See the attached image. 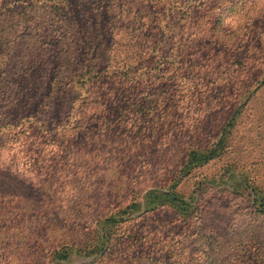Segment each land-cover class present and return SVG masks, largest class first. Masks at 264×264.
<instances>
[{"label": "trees", "instance_id": "1", "mask_svg": "<svg viewBox=\"0 0 264 264\" xmlns=\"http://www.w3.org/2000/svg\"><path fill=\"white\" fill-rule=\"evenodd\" d=\"M263 112L264 0H0V221L87 230H28L23 264H264ZM109 139L177 152L103 192ZM168 213L169 241L144 228Z\"/></svg>", "mask_w": 264, "mask_h": 264}, {"label": "rangeland", "instance_id": "2", "mask_svg": "<svg viewBox=\"0 0 264 264\" xmlns=\"http://www.w3.org/2000/svg\"><path fill=\"white\" fill-rule=\"evenodd\" d=\"M117 30V28H116ZM119 32V31H117ZM121 39V35H117V40L119 41ZM120 44V43H119ZM260 111V110H259ZM255 112V111H252ZM256 113V112H255ZM264 117V112L261 114ZM264 122V118L262 120ZM247 121L244 120V124H246ZM264 130V126L262 127ZM94 143V142H93ZM91 143V144H93ZM116 141H110L108 145H99L98 143L91 145L89 149L99 150L101 153V165L98 169L97 175L100 176V180H106V184L102 186L101 191L107 192L109 188H112L117 185V190L121 188L120 182V174H121V167L126 166L131 169L133 167L134 163L139 162V166L144 165V167L140 170L139 174L135 172V168L132 170V177L134 180H137L139 187L142 189L146 188L152 183L151 177L153 176V170H152V163L157 160V155L162 157L159 161H169L170 158L175 157L177 149H169L167 148L165 151H163L162 148H155V144L151 146H145L143 148L136 147L133 148V153L130 158V162L127 161H121L119 159V155L121 154L120 148L117 147V156L115 157V154L112 152L113 146H118L115 144ZM90 145V142L89 144ZM260 147L264 149V140L260 143ZM117 159V163L115 161ZM98 163V162H97ZM217 162L214 165H209L205 169H201L198 171L199 173H205L212 169H217ZM114 169L117 170V175H115ZM63 181V180H61ZM117 181V184L114 183ZM120 192V191H119ZM90 205V203H88ZM84 205L83 203L81 206ZM96 209V208H94ZM60 214V215H59ZM50 213L49 212H38V214L35 215V217L32 216H24V217H13L8 219H2L0 221V264H23V262L29 261V252H25V250L21 247V243L19 241L21 239L25 240L26 238L25 232L28 233V230L36 229L38 230L39 237L44 236L43 239L46 240H53L55 242V238L64 234H69L71 232L72 236L75 233H79L83 238L85 237L82 233L87 232L86 229H80L78 227L73 226L71 230L66 229V218H70L69 214L64 215L59 213ZM152 219L146 223H143L144 228L145 227H159V230L162 232V234L165 236L166 241H169L172 235L174 234L176 229L181 228L182 226L179 224L180 220H174V218L168 213L166 215H163L162 218ZM55 224V225H53ZM57 224V225H56ZM13 238L10 240V238ZM17 237V238H16ZM166 258L169 256H165ZM94 256L91 257H71L70 264H88ZM118 260H120L119 257H113V258H102L99 259L93 263L90 264H118ZM27 264V263H25ZM29 264H32L29 263Z\"/></svg>", "mask_w": 264, "mask_h": 264}]
</instances>
